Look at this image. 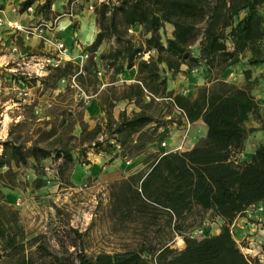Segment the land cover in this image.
I'll return each mask as SVG.
<instances>
[{"label": "trees", "instance_id": "16d2710c", "mask_svg": "<svg viewBox=\"0 0 264 264\" xmlns=\"http://www.w3.org/2000/svg\"><path fill=\"white\" fill-rule=\"evenodd\" d=\"M33 1L20 0L18 11ZM52 1L43 0L42 5L48 9ZM262 1L115 0L112 4L94 3V22L98 29L84 46L87 55L83 62L64 60L50 67L39 80L47 82L52 77L54 88L56 81L63 79V90L56 93L59 96L73 89L70 80H74L81 91L95 94L102 113L100 119L87 129L82 109L76 110V115L67 109L53 122V137L58 141L53 149L39 145L36 140L25 145L11 137L9 131L7 137L0 140V168L4 166L0 170V185L13 187L17 184L12 164L23 165L28 157L38 161L49 155L55 161L57 177L67 182L74 161L71 149L75 144L71 138H75L83 154L88 149L95 153L106 151L112 146L111 140L118 142L121 154L142 151L147 143L156 139V128L181 120L154 115L146 110L150 105L175 106L179 116L187 121L201 118L206 126L205 134L188 149L157 153L145 170L136 172L124 182V191L117 194L118 207L123 208L124 214L144 213L146 225H153L157 230L166 229V238L153 242L143 240L136 247L101 250L92 255L75 249L53 252L40 243V234L26 237L18 208L2 200L0 190V259L16 254L19 264H24L28 261L23 255L26 242L37 241L35 247L48 256V264H264L257 257L243 253L229 229L233 219L249 205L264 200V141L255 145L248 158L237 157L249 133L256 129L264 132V117L250 92L253 79H250L249 68L242 69L244 81L240 85L219 76L227 66L244 56L245 51L248 64L262 62L260 42L264 26L256 8ZM241 10L244 13L238 16ZM164 23H169L171 30L170 36L162 40L160 29ZM133 24L140 27L138 40L128 33ZM107 38H111V45L95 53ZM192 45H196V51ZM96 57L110 70L109 82L116 73L131 66L135 67L134 80L99 89ZM159 63L171 73L177 72L181 63L203 66L209 74L208 83L196 85L192 98L182 92H173L166 87L164 76L159 74ZM119 99L132 102L138 110L127 114L121 109L114 117L112 107ZM249 115L256 118L257 126L246 125ZM74 122L79 127L77 136L68 133ZM150 122L153 125L149 128ZM207 212L221 219L219 230L200 236L188 233L197 226H203L204 232L202 221ZM168 233L180 235L183 246L179 249L170 246ZM74 243L70 241L71 246ZM260 250L264 256V244Z\"/></svg>", "mask_w": 264, "mask_h": 264}, {"label": "rangeland", "instance_id": "374dc122", "mask_svg": "<svg viewBox=\"0 0 264 264\" xmlns=\"http://www.w3.org/2000/svg\"><path fill=\"white\" fill-rule=\"evenodd\" d=\"M19 1L0 0L1 17L17 20L25 26H35L52 17L58 12V9L65 8L64 0H53V10L50 6L48 9L43 6V0H34L30 6L18 11ZM90 2L92 8L88 10L87 5ZM94 3V0H77L73 12L78 14L59 18L61 22L64 17L69 26L67 33L70 38L68 40H65L58 32V21L56 23V35L64 41L69 55L75 59L72 60L74 62L78 61L76 56L79 51L87 53L84 48L85 41L92 37L91 31L98 29L94 22ZM256 8L264 26V0ZM243 13L242 10L239 11L238 16ZM82 30L84 33L81 35ZM139 30V25L133 24L128 28V33L138 40L140 39ZM170 30L171 25L164 23L160 29L162 40L166 36H170ZM42 35L49 36L48 33L42 32L40 35L29 34L28 37H25L20 30H13L7 25L5 20L0 23V140L5 139L10 131L11 137H16L25 145L36 140L39 145L53 149L58 145V141L53 137V122L59 119L61 113L65 114L66 110L70 109L73 115H76V110L81 108L82 118L87 123V129L100 119L101 113L95 111L94 104H91V98L95 101L97 99L95 94L84 93L74 80H70L73 89L59 96L56 93L63 90V79L57 80L56 87L53 88L51 86L52 77L47 79V82L39 80L47 72L35 75L28 71V67L31 65L27 64L29 55L50 54L51 44ZM111 43V38L104 39L95 53L106 49ZM260 46L263 50L262 62L253 67L252 71L257 74L256 77H259L260 86L263 87L261 92H264V35L261 38ZM12 47H14L13 50ZM192 49L196 51V45H193ZM244 55H248V52L245 51ZM95 59L97 60V57ZM97 62L96 85L101 90L109 84L119 85L134 80L127 68L115 74L113 81L109 82L110 70L105 69L99 60ZM161 65L162 63H159V74L164 76L166 85L170 86V89L179 92L184 88L195 90L196 84L193 80L194 77L201 74V68L191 70L189 69L191 66H184L180 71L171 73ZM97 71L99 72L97 73ZM231 74L233 71L228 76ZM255 81L256 79H253V83ZM23 91L26 94L23 95ZM118 109H125V112L130 114L132 111L138 110V106L125 99H119L114 101L112 111L116 112ZM146 110L151 111L154 115L163 114V117H172L175 121L181 120L178 123L171 121L164 127L156 128L155 131H158L156 139L147 143L142 151L136 154H121L120 151H116L114 153L115 160L111 163L109 162L111 159L100 162L98 170L93 175L79 172L78 179L71 181L68 176L67 182L59 177L49 178L48 169L53 168V164L55 165L51 155L38 161L28 157L23 165L14 166L12 164L16 171L17 184L13 187L0 185V190L2 194L4 192L7 195L11 194V196L8 195L11 202H6L18 208L20 221L27 234L26 237L40 234L39 241L45 249L57 253L75 249L86 255H92L101 250L115 251L136 247L143 240L153 242L166 238L164 235L167 233L166 229L162 231L161 228L157 230L153 225H146L147 219L144 213L133 211L124 214L123 208L118 207L120 204L117 202V194L124 191V182L128 181L129 177L136 172L145 170L152 158L163 150V147L175 146L179 148L188 145L191 125L189 121H185L182 116H179V110L175 106L150 105ZM259 112L264 117V107ZM16 121L17 124H15ZM245 123L253 125L257 124V120L250 115ZM152 125L153 123L150 122L147 127L150 128ZM205 131L204 133L197 132L194 143L204 136ZM68 133L78 135L77 122L72 124ZM97 137L100 139L99 133ZM71 140L75 144L71 149L74 156L73 162H77L80 167L87 166L90 162L89 157H91L89 152L93 151L88 149L83 154L78 150L81 146L75 143V138H71ZM161 141L164 143L161 144ZM262 141H264V132L259 129L252 131L244 139V147L237 153V157L248 158L255 145ZM123 155L130 157L131 162L124 163ZM85 157L86 161H84ZM104 158H106L105 155ZM2 169L4 166L0 168V170ZM30 182H35V184H30ZM2 200H4L3 197ZM259 205L262 206L261 209L256 208ZM202 222L205 226L204 232L196 236L218 231L221 219L207 212L204 214ZM192 228L187 232L192 234ZM229 229L241 251L248 256L258 258L259 247L264 244V200L247 207L241 215L236 216L233 224L229 225ZM168 234L170 237L167 240L170 245L177 247L181 236L174 233ZM250 236H252V240L251 243H248ZM70 241L75 242L73 246L70 245ZM36 244L37 241L35 243L26 242L23 255L28 261L24 264H48V256L42 255L41 249L35 247ZM244 245L250 249H242L241 247ZM18 257L16 254L4 255L0 259V264H19ZM259 261L263 263L264 259Z\"/></svg>", "mask_w": 264, "mask_h": 264}, {"label": "built area", "instance_id": "2783aa9c", "mask_svg": "<svg viewBox=\"0 0 264 264\" xmlns=\"http://www.w3.org/2000/svg\"><path fill=\"white\" fill-rule=\"evenodd\" d=\"M64 4H65V8L63 10H59L58 12L55 13L52 17L38 23L35 26H25L21 23H19L17 20L14 19H4L3 16L1 17L0 15V23L2 21H6L7 25H9L11 28L20 30L23 35L25 37H28L29 34H42V32H46L49 34V36H43L44 39L46 38V40H48V42L51 44V48H50V54H45V55H29L28 59H27V64L30 63L31 65H29L28 67V71L29 72H33V74L35 75H42L45 74L47 72V70L50 67L56 66L60 63H62V61L64 60H75L73 59V56L69 55L68 52V48L65 45L64 41L58 37L55 31V27H56V23L58 21V19L61 16H72L75 15V13L73 12V8L75 5V2L77 0H64ZM95 3H100V2H104V3H108V4H112L115 2V0H94ZM50 8L53 10L54 5L53 2L50 5ZM88 10H90L92 8V3H88L87 5ZM193 47V45H192ZM14 49V47H12V50ZM87 53L86 51H79L77 56L78 57V64H81V62L84 60V58L86 57ZM146 53H144V57H145ZM30 61V62H29ZM201 66L199 65H191V67L189 69L191 70H196L197 68H199ZM99 71H97L98 73ZM23 95L26 94L25 91L22 92ZM178 109V108H177ZM179 110V109H178ZM183 119L185 121H187L184 117ZM164 142L161 141V144H163ZM111 144L112 146L107 147L106 151H101L106 155V159L112 158L115 159L116 157L114 156V153L116 151H119V144L118 142L111 140ZM123 162L128 164L131 162V158L128 156L123 155ZM45 169H47V167H45ZM48 173H50L49 178H57V173H56V169H55V165L53 164V168L48 169ZM46 181L48 182L49 179L47 178ZM254 205V204H253ZM252 205H249L248 207H250ZM257 209H261L262 206H256ZM203 226H197L195 228L192 229V234L193 235H199L202 232ZM248 243H251L250 241L252 240V236L249 237L248 239ZM244 250H249L250 248L247 247L246 245H244L243 247H241ZM259 249H261V247H259ZM258 256V260H263L264 256L260 252L257 253Z\"/></svg>", "mask_w": 264, "mask_h": 264}, {"label": "crops", "instance_id": "0c3cea01", "mask_svg": "<svg viewBox=\"0 0 264 264\" xmlns=\"http://www.w3.org/2000/svg\"><path fill=\"white\" fill-rule=\"evenodd\" d=\"M78 14V13H77ZM75 14V15H77ZM67 17V16H66ZM63 20L60 22L59 19H58V25H57V28H58V32L64 37L65 40H68L70 38V36H68V24L66 23V19L64 17H62ZM61 19V18H60ZM62 23V24H60ZM95 31L96 29H94V31H91L92 32V37L91 38H87V40L85 41L86 44L89 43L94 34H95ZM83 30L81 32V35H82ZM246 57L247 55H244L242 56V58H240L236 63L232 64V65H229L227 66L220 74L219 76L222 77L223 79L227 80V81H231V82H234L238 85L242 84L243 81H244V78H243V74H242V69L244 68H249L250 70V79H256V81L253 83L251 89H250V92L251 94L253 95L255 101L259 104V111L261 108L264 107V92H261V90L263 91V87L260 86V83L259 82V77H256V73H254L252 71V68L255 67L257 64H248L246 62ZM161 66H163V68L165 69L164 65L162 64ZM186 66L185 63H181L180 66H179V71L184 67ZM201 68V74L199 76H196L194 77V83L196 85L198 84H202V83H208L207 82V78H208V72L206 70L205 67L201 66L199 67ZM129 69V74L131 75V77L133 76V79H134V73H135V67L134 66H131ZM204 69V70H203ZM237 69V70H236ZM166 70V69H165ZM167 71V70H166ZM233 71V74L229 75V73H231ZM237 71V73H236ZM235 73V74H234ZM117 74V73H116ZM235 78V79H233ZM258 80V81H257ZM192 81V82H193ZM166 87L168 89H170L171 87L170 86H167ZM173 92H179V91H176V90H173ZM182 92L184 95H186L187 97L189 98H192L194 96V93H195V90H193V88H184L182 89ZM91 104L95 106V111L101 113V111L99 110V107H98V104H97V99L95 101V99L93 100L91 98ZM114 106V105H113ZM121 110V109H120ZM119 109L114 112L112 111V115L114 117H116L117 113H118ZM102 115V113H101ZM250 116V115H249ZM101 117V116H100ZM190 122V125H191V132H190V136H189V139H188V145H185V146H181L179 148L175 147V146H168V147H163V150H161L159 153H162L163 151H167V150H180V149H185V148H188L190 147L193 143H194V140L196 139V135L198 134L197 132H203L205 131V124L204 122L200 119V118H196L192 121H189ZM246 122V121H245ZM172 123H174V121H172ZM253 126H257V124H253ZM176 143H178L179 141H175ZM175 143V144H176ZM89 157L90 159V162H88L87 166H83V167H80V165L77 163V162H73L72 163V166H71V171H70V174H69V180L73 181L78 179L80 176H79V172L81 173H85L87 175H93L94 173H96V170H98V164H100V162H104L106 158H104V153L103 152H89ZM106 156V155H105ZM115 159H111L109 162L111 163V161H114ZM85 167V168H84ZM78 176V177H77ZM30 184H35V182H30ZM11 196V194H8ZM7 193L4 192L3 193V199L7 202H11V199L10 197H8ZM260 202V201H259ZM236 218V217H235ZM234 218V219H235ZM234 219L233 221L231 222L233 224L234 222ZM236 228V227H235ZM217 232V231H216ZM215 233V232H214ZM177 235V234H176ZM182 243H181V242ZM168 244L170 245V242H168ZM172 246V245H170ZM183 246V240L182 238L179 239V243H178V246H172V247H176V248H181Z\"/></svg>", "mask_w": 264, "mask_h": 264}, {"label": "bare ground", "instance_id": "6f19581e", "mask_svg": "<svg viewBox=\"0 0 264 264\" xmlns=\"http://www.w3.org/2000/svg\"><path fill=\"white\" fill-rule=\"evenodd\" d=\"M181 242V241H180ZM182 243V242H181Z\"/></svg>", "mask_w": 264, "mask_h": 264}]
</instances>
